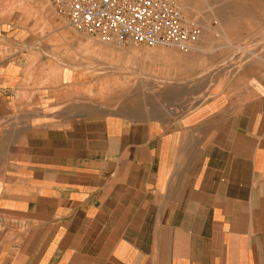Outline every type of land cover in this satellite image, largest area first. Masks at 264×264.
<instances>
[{"label": "crops", "instance_id": "1", "mask_svg": "<svg viewBox=\"0 0 264 264\" xmlns=\"http://www.w3.org/2000/svg\"><path fill=\"white\" fill-rule=\"evenodd\" d=\"M23 16L0 12V264H264V8L212 55Z\"/></svg>", "mask_w": 264, "mask_h": 264}, {"label": "built area", "instance_id": "2", "mask_svg": "<svg viewBox=\"0 0 264 264\" xmlns=\"http://www.w3.org/2000/svg\"><path fill=\"white\" fill-rule=\"evenodd\" d=\"M56 15L76 32L120 47L185 51L200 38L175 0H51Z\"/></svg>", "mask_w": 264, "mask_h": 264}, {"label": "rangeland", "instance_id": "3", "mask_svg": "<svg viewBox=\"0 0 264 264\" xmlns=\"http://www.w3.org/2000/svg\"><path fill=\"white\" fill-rule=\"evenodd\" d=\"M193 1H198L196 3L197 8L195 9L194 18L190 19L189 21L188 19L189 15L184 14L183 12L182 13L185 20L187 17L188 19L186 20L187 22L189 21V23H192L193 21V25L195 23L194 26L199 28L200 38L194 45L190 46L188 50L190 51L198 50V51H202L204 54H210V55H212L215 50V45H214L215 40L219 41L220 39H224V42L228 41V33H229L228 19H229V12L231 7L243 6V7H251V8H264V0H193ZM15 10L21 12L23 11L24 14L23 17L31 20L36 18L35 16L37 15V13H40L42 15V19H44L46 23L54 22L56 27L58 26L61 28H68L76 32L72 28H69L66 25V23H64V21L56 15V13L52 8L51 0H2V1L0 0V12L10 14ZM223 22H227V25H221V23ZM48 26L47 28H49ZM76 33L82 35L79 32ZM82 36L86 38L89 37L84 34ZM200 45H202V47H199Z\"/></svg>", "mask_w": 264, "mask_h": 264}, {"label": "bare ground", "instance_id": "4", "mask_svg": "<svg viewBox=\"0 0 264 264\" xmlns=\"http://www.w3.org/2000/svg\"><path fill=\"white\" fill-rule=\"evenodd\" d=\"M176 1V0H175ZM178 1V6H179V8L182 10V12L184 13V14H187V15H189L188 17V19H189V21H190V19H192V18H194V16H195V9L197 8V6H196V3L198 2V1H193V0H177ZM176 1V2H177ZM202 2V1H201ZM203 6V5H202ZM210 14V13H209ZM185 16V15H184ZM197 16V15H196ZM199 17V16H198ZM187 19V17H186V20H188ZM199 19V18H198ZM203 19V18H202ZM188 21V22H189ZM206 21V20H205ZM221 22V21H220ZM198 23V22H197ZM191 24H193V21H192V23ZM218 24V23H217ZM194 25H195V23H194ZM208 30H210V29H208ZM207 31V30H206ZM205 31V32H206ZM114 69V68H113ZM115 70V69H114ZM28 143V142H27ZM30 146V145H29Z\"/></svg>", "mask_w": 264, "mask_h": 264}]
</instances>
